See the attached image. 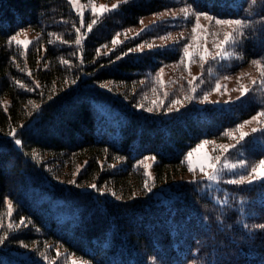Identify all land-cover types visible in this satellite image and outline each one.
Segmentation results:
<instances>
[{
    "label": "trees",
    "instance_id": "trees-1",
    "mask_svg": "<svg viewBox=\"0 0 264 264\" xmlns=\"http://www.w3.org/2000/svg\"><path fill=\"white\" fill-rule=\"evenodd\" d=\"M114 5L81 16L70 0H0V264H264V178L216 200L186 177L188 152L252 118L225 153L245 161L229 180L264 160V0ZM178 9L189 18L162 15ZM195 12L245 21L227 58L193 48ZM25 33L27 47L12 41ZM250 66L245 94L218 106L217 84Z\"/></svg>",
    "mask_w": 264,
    "mask_h": 264
},
{
    "label": "rangeland",
    "instance_id": "rangeland-1",
    "mask_svg": "<svg viewBox=\"0 0 264 264\" xmlns=\"http://www.w3.org/2000/svg\"><path fill=\"white\" fill-rule=\"evenodd\" d=\"M73 7L77 10V12L81 15L84 16L86 12H88L89 9H95L96 12H102L101 9H109L111 8L118 0H110L107 3L105 1H96L89 5L85 0H70ZM168 13L172 14H177L181 13L184 15V12L182 9L174 10L171 12H164L162 15H166ZM152 17H149L146 19L142 24H146V22L152 20ZM212 20V21H211ZM207 19L204 16H201L199 19V25L200 28L197 29V31L194 33L192 31L193 27L196 24V19L194 20V24L191 27V33H192V38H193V48H195L197 45L202 42L205 44V46H210V45H218L220 44L224 38H220L219 40H215L218 35L222 32L224 27L226 25H218L216 22H214L213 19ZM214 22V23H213ZM142 24L138 27V30H142L144 28V25ZM209 26L212 27V31L208 32L207 29ZM18 40L21 41H28L29 43L27 46L31 43V40L33 39V35L29 33L21 34L17 36ZM214 40V41H213ZM24 47V44H19ZM207 49V48H206ZM204 50V49H203ZM204 51H201L202 53ZM219 52L218 50L212 51V54ZM207 55L205 57H207ZM250 74V75H249ZM248 75V76H247ZM256 67L255 66H250L247 67L244 71H240L236 73L235 75L231 76L228 79L221 80L218 84L220 85L219 89H216L213 91L212 94V100L218 105V106H224L229 102L231 99L238 98L242 95L245 94V89L247 90L251 84L252 81L256 79ZM164 80L166 78L163 77ZM256 118H252L248 123L247 127H244L241 131L242 134H247L250 130V127L254 126L256 124ZM241 135L236 139L232 140L227 143L223 142H217V141H212L209 143H206L203 145L202 148H200L198 151H195L193 156L191 157V165L193 168V171L188 173L186 177H192L196 178L198 181L203 183V189L204 191H210L213 193V197L216 200H220V192L225 190V185L224 183H227L231 177L238 172L239 170L243 169L245 167V161L241 157H236V158H228V156L225 155L226 151L225 148H230L233 144H235L238 140L241 139ZM244 135V136H245ZM211 162L213 164H216L219 171V178L217 181L209 182L205 175L204 172L201 171V165L205 166V171L211 173L213 169L207 168V164ZM243 162V167L241 166V163ZM227 165V167L225 166ZM231 165H236L235 168H232ZM257 171L255 173H251L249 176L245 177L244 181H249L251 180L252 182L258 180V179H263L264 178V169L260 168V164L255 167ZM224 196V194H223Z\"/></svg>",
    "mask_w": 264,
    "mask_h": 264
},
{
    "label": "snow or ice",
    "instance_id": "snow-or-ice-1",
    "mask_svg": "<svg viewBox=\"0 0 264 264\" xmlns=\"http://www.w3.org/2000/svg\"><path fill=\"white\" fill-rule=\"evenodd\" d=\"M125 2H130V0H125ZM118 5H113L112 8L115 9L117 8ZM101 11H107V9H101ZM182 11L184 12V18L185 19H188L189 18V13H188V10L187 9H182ZM93 12L95 13V9H93ZM195 15V19H196V24L195 26L193 27L192 31L195 33L197 31L198 28H200V25H199V19H200V16L203 15L205 16V18L207 19H213V17L211 16H208L207 13H204V12H195L194 13ZM216 24L218 25H235L237 26V28L234 30L233 33H224V39L223 41L217 45V48L221 50V52L219 53L220 57L223 59V58H227V56L224 54L223 50L225 49L226 46L228 45H234L236 43H238L239 41L236 39L237 36H240V37H243L244 36V31L243 29L247 27V24L245 23V21H242V20H239V19H236V20H221V19H216ZM96 23L95 20L92 21V23L88 24V30L91 31L92 30V27L93 25ZM81 26H83V20H81ZM79 29H77V32L79 33ZM183 38V37H182ZM12 41H15L16 44H24L25 46H27V44L29 43L28 41H21V40H18L16 36H13L12 38ZM11 42V41H10ZM77 44L80 43V40L79 38L77 39L76 41ZM113 43L116 44L117 41L116 40H113ZM142 48V46H140ZM149 47H151V45H149ZM189 47H190V43H186L184 46H183V58H188V59H191L193 57V53H190L189 52ZM131 51V50H130ZM207 55V49L205 48L204 49V52L202 53H199V56H200V59L203 61L205 59V56ZM119 59V57H118ZM62 63H67V61H62ZM253 63H256L258 64L259 62L258 61H253ZM162 71V70H161ZM195 79V78H194ZM19 83V82H17ZM39 86V85H37ZM220 85L217 84V89H219ZM193 91H195V89L193 88ZM245 91H247L245 89ZM172 104H178L179 101L178 100H172L171 101ZM148 111H152L151 108L147 109ZM171 110V109H169ZM258 115H264V112L262 113H258ZM21 127H24V126H21ZM255 131V129H254ZM10 135H12L14 138L16 137V130L15 129H12L11 132H10ZM245 134H242L241 135V139H243ZM22 143V141L19 139V138H15V144L16 145H20ZM208 143V141H204L202 142L201 144L197 145V147L195 149H193L192 151L188 152L187 153V156H186V160L188 162V170L191 172L193 171V168H192V165H191V157L193 156L194 152L195 151H198L200 148L203 147L204 144ZM228 149L225 148V151H227ZM35 158V157H34ZM227 167V165H225ZM241 166L243 167V162L241 163ZM232 168H235L236 165H231ZM145 168H147V165H145ZM207 168H211L213 169V171L211 173L205 171V166L204 165H201V171L204 172V175L206 177V179L209 181V182H213V181H217L218 178H219V171L220 169H218L217 165L216 164H213L211 162H209L207 164ZM260 168L261 169H264V160H261L260 161ZM257 171L256 168H253L252 169V172L255 173ZM245 180V177L244 176H241L239 180H228L227 182L228 183H233V184H239V183H243ZM249 183H251L252 181L249 180L248 181ZM91 187L93 189H96V185L93 184L91 185ZM144 188L148 191H151V188L149 187V184L147 182V180H145L144 182ZM117 199H119V197H117ZM11 210L9 209V212ZM23 220L21 221V224H23ZM11 227V225H10ZM259 227L261 228H264V225H260ZM7 239V236H5L4 238H0V244L4 243V240Z\"/></svg>",
    "mask_w": 264,
    "mask_h": 264
}]
</instances>
